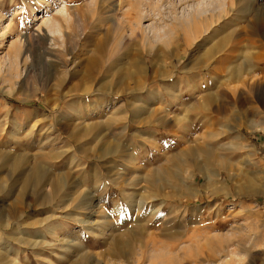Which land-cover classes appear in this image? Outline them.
Here are the masks:
<instances>
[{"label":"rangeland","instance_id":"374dc122","mask_svg":"<svg viewBox=\"0 0 264 264\" xmlns=\"http://www.w3.org/2000/svg\"><path fill=\"white\" fill-rule=\"evenodd\" d=\"M62 1L0 0V13L10 24L0 38V242H5L1 247L22 251L20 264H95L108 256L113 247L110 240L126 231L133 239V251L140 243L147 250L143 264H209L212 259L217 264H264V0H171L174 5L166 0L157 7L154 0H120L124 7L117 13L112 9L116 0ZM143 2L151 15L143 24H170L171 47L138 32L130 16ZM63 3L74 24L67 27L63 21L55 22V32L46 38L45 23L53 16L60 20L58 9ZM177 14L187 18L197 14L194 29L180 25ZM63 30L73 37L65 55L70 58L67 67L54 60L59 48L50 49ZM131 30L138 34L125 39L132 42L129 57L135 56L138 44L144 49L151 39L165 56L179 55L182 61L167 59L166 73L160 75L147 57L142 73L130 77L133 68L125 69L130 78L119 94L100 90L82 103H73L72 95L60 96L61 90L94 73L95 68H90L99 47L113 48ZM28 34L37 51L34 58L19 43L20 36ZM224 38L229 39L228 44L215 55ZM75 42L80 44L76 51ZM228 47L234 53L248 49L245 51L256 57L234 56L233 65L241 66L240 76L234 80H228V63L222 62ZM14 48H20V56L9 59ZM111 59L94 73L97 81L108 73ZM74 61L79 62L75 64L78 68H71ZM211 94L216 98L207 104L210 109L206 104L197 106ZM181 102L194 107L184 109ZM221 104L228 108L227 114L215 111ZM169 109L178 118L188 114L195 126L158 127L157 118ZM194 146L203 151L196 157L185 154ZM209 149L213 155L204 152ZM220 157L232 169L220 167V182L227 184L221 191L220 183L217 188L205 186L206 174L213 176ZM26 162L37 166L42 178L28 188L15 179L23 176ZM95 173L101 180H95ZM160 175L172 179L177 195L170 193V185L161 182L160 189L145 181ZM249 181L255 192L237 189L238 185L251 186ZM136 183L147 184L148 192L139 190ZM123 189L133 202L120 194ZM156 195L158 198L149 197ZM128 202L136 206L117 214L116 207L121 209ZM140 204L143 208L135 210ZM4 215L8 221L3 224ZM172 230L168 236L166 231ZM52 237L55 248L46 245ZM60 238H68V244ZM37 241L40 244L35 246ZM117 261L115 264H122L124 258Z\"/></svg>","mask_w":264,"mask_h":264},{"label":"bare ground","instance_id":"6f19581e","mask_svg":"<svg viewBox=\"0 0 264 264\" xmlns=\"http://www.w3.org/2000/svg\"><path fill=\"white\" fill-rule=\"evenodd\" d=\"M64 1V0H63ZM62 1V2H63ZM156 1V2H155ZM166 0H154V5H155V7H157V6H162V5H165L164 4V2H165ZM66 2V1H65ZM96 2V1H95ZM168 2H170V4H175L174 2H172L171 0L169 1L168 0ZM61 3V2H60ZM121 3H122V1H120V0H116V2H113V4H112V9L114 10V12H118L119 10L121 11L122 9H120L122 6L124 7V5H122L121 6ZM205 3V2H204ZM219 3V2H218ZM96 4V3H95ZM91 5V4H90ZM107 5V4H106ZM139 5H141L140 7H138V9H136L135 10V12H133L132 14H131V16H130V18H134L135 19V22H136V25H137V27H138V29H139V33H140V31L142 32V33H145V35H149V36H153L154 37V40L153 41H155V42H160V41H162V42H164V45H165V48L166 47H168L169 48V46H170V44L172 43V41H171V36H172V34H173V29L171 28V25L170 24H168V23H166V22H164L163 21V24H160V25H158V24H156V22H150V23H148L147 25H144L143 24V22L145 21V19L146 18H148V16H151L150 14H149V11H150V9L149 10H147L146 9V7L145 8H143L142 7V5H144V2H143V4L141 3V4H139ZM151 5V4H150ZM216 5V4H215ZM222 5V4H221ZM224 5H225V3H224ZM126 6V5H125ZM145 6V5H144ZM134 7V6H133ZM164 7V6H163ZM206 7V6H205ZM222 7H223V5H222ZM97 8V7H96ZM129 8H131V7H129ZM128 9V8H127ZM111 10V9H110ZM134 10V9H133ZM153 10V9H152ZM151 10V11H152ZM201 10V9H200ZM202 10H203V8H202ZM137 11V12H136ZM158 11V10H157ZM210 11V10H209ZM222 11V10H221ZM122 12V11H121ZM191 12V11H190ZM193 12H194V10H193ZM192 12V13H193ZM200 12H202V11H200ZM199 12V15L200 14H202V13H200ZM204 12V11H203ZM215 12V11H214ZM81 14V13H80ZM183 14H185V13H183ZM213 14V13H212ZM219 14V13H218ZM76 15H78V14H76ZM82 15V14H81ZM84 15H86V14H84ZM112 15V14H111ZM197 15V14H196ZM196 15L194 14L193 15V18L194 17H196ZM198 15V17H200ZM58 16H59V18H60V20L58 19V18H56L55 16H53L52 18H49L47 21H46V23H45V25H46V30H47V32L49 31V33L47 34V32H45L44 33V35H45V37L47 38V36L50 34V33H54L55 31H54V29H53V26H54V24H56L55 22H62L63 21V23H62V25H64L65 23H67V24H69V25H67V24H65L67 27H72V26H70V24L72 25V24H74V23H71V17H72V14L69 12V10H68V7H67V5H66V3H63L62 4V7L61 8H59L58 9ZM75 16V15H74ZM153 16V15H152ZM191 16V15H190ZM189 16V17H190ZM79 17V16H78ZM124 17V16H123ZM188 17V15L185 17L184 15H182L181 17L179 16V14H177V18L175 19L180 25H183V26H185L184 28H191V27H193V25H194V19L193 18H187ZM192 17V16H191ZM197 17V18H198ZM75 18V17H74ZM103 18V17H102ZM122 18V17H121ZM120 18V19H121ZM127 18V17H126ZM125 18V19H126ZM206 18V17H205ZM6 17L3 15V14H1L0 13V29H1V32H0V38H2L4 35H6L7 33V31L6 30H10V24L8 23V24H6ZM76 19V18H75ZM154 19V18H153ZM167 20V19H166ZM74 21V20H73ZM119 21V20H118ZM121 21V20H120ZM119 21V22H120ZM126 21V20H125ZM202 22V21H201ZM116 23V22H115ZM121 23V22H120ZM120 23H118L119 25H120ZM127 23V22H126ZM200 23V22H199ZM198 23V24H199ZM215 23V22H214ZM117 24V25H118ZM122 24V23H121ZM128 25V24H127ZM59 26V25H58ZM129 26V25H128ZM132 26V25H131ZM199 26H200V24H199ZM181 27V26H180ZM179 27V28H180ZM40 28H42V27H40ZM115 28V27H114ZM113 28V29H114ZM257 28V27H256ZM263 28H264V26H263ZM63 29V28H62ZM65 29V28H64ZM66 29H69V28H66ZM65 29V30H66ZM73 29H74V27H73ZM116 30L118 29V27L117 28H115ZM134 29V28H133ZM178 29V28H177ZM191 29H194V27L193 28H191ZM65 30H63V31H61L62 32V34L60 35V37L57 39V41H56V43L54 42L53 44L52 43H50V45H51V48L50 49H52V48H54V50L56 49V48H59V50L57 51V55H55L54 57H55V59L54 60H59L60 62H62L66 67L69 65V62H68V60L70 59H67V58H65L66 56V54L68 55V48H69V45H70V43H71V39L73 38H70V34L69 33H67V31H65ZM126 31V26L124 27V29H123V26H122V31ZM129 30V29H128ZM115 30H112V32H114ZM121 31V30H120ZM121 31V32H122ZM137 31V30H136ZM175 31V30H174ZM111 32V33H112ZM40 33V32H39ZM41 33H43V32H41ZM125 33V32H124ZM135 33H137V32H135L134 30H131L129 33H127L126 32V34L125 35H121V37H119L118 38V40H117V44L118 45H115L113 48H111V49H108V50H106L108 47H105V49H103V47L100 49V47L98 48L99 50H98V55L97 56H95V57H93V58H95V65H94V67H93V65H92V67L90 68V69H93V68H95V71H94V73L95 74H98V72H100L101 71V69H102V67L104 66V64H106V62L108 61V60H110V58H112L111 59V66H109V71H108V73L107 74H104L98 81H97V78L95 77V74L93 75H89V73H88V75H87V80L85 81L84 79V81H82L81 80V82L80 83H76V84H73V85H71L70 87H68V88H65L64 90H61V94H60V96L61 97H66L67 95H72V96H74L75 97V99L73 100V103H82V102H89V97H90V94H92V93H94V92H98V91H102V90H105V91H107V93H108V91H109V93H114V94H119V93H122V92H124L125 91V88H126V81H127V79L128 78H130L131 77V75H133L134 76V74L135 73H142V71H143V67H144V64L145 63H147V57L148 58H150L151 59V63L153 64V66H154V68L156 69V72H158L160 75H163V74H165L166 73V66H165V64H166V62H167V59H171V61L173 62V63H175L176 61H182V57L181 56H165V54L164 53H161V52H163L162 50H163V48H161V47H159L158 45H156L155 43H152V40L151 39H148V40H146V42H147V47L145 48L144 47V49L143 48H141V46L138 44V47L135 49L136 50V54H134L135 56H132V58L131 57H129L127 54H128V49H129V46H131V44H132V42H126L125 41V39H129V38H131V37H133L134 35H135ZM33 34V33H32ZM32 34H28V35H22V37L20 36V39H21V42H19L22 46H23V51H24V53H27V56L29 57V55L31 56V57H33L34 58V56L36 55L35 53H37V51L35 50V47H34V45H33V43H32ZM119 34V33H118ZM138 34V33H137ZM136 34V35H137ZM186 36V35H185ZM5 37V36H4ZM42 37H43V34H42ZM48 38H50V37H48ZM79 38V37H78ZM41 39V38H40ZM54 40V39H53ZM104 40V39H103ZM59 41H61V42H59ZM78 41V40H77ZM131 41H132V39H131ZM14 42V41H13ZM13 42L11 43L12 45H13ZM79 42V41H78ZM100 42V41H99ZM227 42H229V39L228 38H224V39H222V44H221V47L220 48H218L217 49V51L215 52V55H217L218 53H219V50L221 49V48H223L224 46L226 47V43ZM73 44L74 43H72V47H73ZM103 44V43H102ZM101 44V45H102ZM228 44V43H227ZM14 45H16L15 43H14ZM13 45V46H14ZM20 45V47H22ZM100 45V44H99ZM98 45V46H99ZM160 45V44H159ZM236 45V44H235ZM103 46V45H102ZM231 46V45H230ZM80 47V44H78L77 42H75V45H74V49H75V51L76 50H78V48ZM110 47H111V45H110ZM133 47V46H132ZM171 47V46H170ZM125 48H127V49H125ZM229 48V47H228ZM240 48H241V46H240ZM225 49V48H224ZM245 50H248V49H245ZM245 50H240L238 53H234V50H233V48H229L228 50H227V52L228 53H226L227 54V56H226V59H224V60H222V62H224V61H226L228 64H227V66H226V69H228V80H234V79H237L240 75V67L238 68L237 67V65H233L234 64V62L236 61V57H234V56H237V54L239 55L240 54V57L242 58V57H244V60L245 59H249V60H251V59H253L252 57H254V55L255 54H250L249 52H247V51H245ZM21 50H20V48H14L13 49V51H12V53L9 55V56H7L9 59H12V57L13 58H17L18 56H20V55H18L19 53H21L20 52ZM72 51H73V49H72ZM74 51V52H75ZM121 51H123V52H121ZM174 51V50H173ZM73 52V53H74ZM254 53H255V51H253ZM252 52V53H253ZM48 53V52H47ZM72 52H70L69 54H71ZM72 53V54H73ZM175 53V52H174ZM256 53H257V51H256ZM258 54V53H257ZM8 55V54H7ZM124 55H125V57H124ZM260 55V54H259ZM257 56V55H256ZM27 57V58H28ZM114 57V58H113ZM213 57H214V55H213ZM262 57V56H261ZM57 58V59H56ZM72 58V60H73V57H71ZM93 58H92V60H93ZM256 57H254V59H255ZM48 59V58H47ZM50 59V58H49ZM48 59V60H49ZM235 59V60H234ZM39 60V59H38ZM51 60V59H50ZM77 60V59H76ZM220 60V59H219ZM248 60V61H249ZM256 60V59H255ZM47 61V60H46ZM254 61V60H253ZM78 62V61H77ZM76 61H74V64H73V66H71V68H75V66H77V65H75V64H78ZM33 63V62H32ZM52 63V62H51ZM67 63H68V65H67ZM72 63H73V61H72ZM108 63V62H107ZM191 63V62H190ZM238 63V62H237ZM253 63V62H252ZM45 64H48V62H46ZM50 64V63H49ZM48 64V65H49ZM249 64V63H248ZM254 64V63H253ZM109 65V64H108ZM210 65V64H209ZM245 65H246V63H245ZM244 65V66H245ZM251 66H253V65H251ZM250 66V64H249V66L248 67H251ZM73 68V69H74ZM77 68H78V66H77ZM107 68H108V66H107ZM133 68V69H132ZM246 68V67H245ZM244 68V69H245ZM125 69H132V72H131V74H130V77L128 76V74L126 73V71H125ZM192 69V67L191 68H188L187 69V71L189 72L190 70ZM94 70V69H93ZM92 70V71H93ZM218 70V69H217ZM91 71V72H92ZM223 71V70H222ZM248 71V70H247ZM224 72V71H223ZM227 72V71H226ZM245 72V71H244ZM252 71H250V73H251ZM225 73V72H224ZM242 73V72H241ZM215 74H217V73H215ZM170 75H172V74H170ZM190 75V74H189ZM221 75V74H220ZM225 75V74H224ZM57 76V75H56ZM168 76V75H167ZM216 76V75H215ZM226 76V75H225ZM241 79H243L244 77L243 76H241L240 77ZM189 80V79H188ZM239 81H241V80H239ZM242 82H245L244 80H242ZM254 83V82H253ZM230 84V83H229ZM243 85V84H242ZM246 87V86H245ZM246 89V88H245ZM224 94H225V92H224ZM237 94V93H236ZM174 95V94H173ZM87 96V97H86ZM222 95H220V97H221ZM225 96V95H224ZM234 96V98H235V96L236 95H233ZM238 97V96H237ZM215 95H213V94H211V95H208V96H206V98H204V99H202L203 101H201V102H199L198 104L196 103L197 102V100H196V102L194 103V104H197V106H199L200 107V105H201V107L202 106H204L205 104H206V108L207 109H210V107H207V104L208 103H210V102H213L214 100H215ZM219 98V97H218ZM223 98V97H222ZM175 99H179V97H177V96H175ZM233 100V99H232ZM240 100L241 101H239V99H238V101L239 102H241V104H245V99L244 98H240ZM181 101V100H180ZM191 101V100H190ZM223 101H224V99H223ZM228 101V98L226 99V102ZM235 101H237L236 99H235ZM231 102V101H230ZM219 103V102H218ZM223 103V102H222ZM225 104V103H224ZM227 104H228V102H227ZM231 104V103H230ZM180 106H182L184 109H187V108H189V106L186 104V103H184V102H181L180 103ZM194 107V106H193ZM193 107H191V108H193ZM198 107V108H199ZM191 108H189V110L191 109ZM198 108H197V110H198ZM205 108V107H204ZM182 109V108H181ZM196 109V108H195ZM194 109V110H195ZM192 110V109H191ZM203 110V109H202ZM213 110V109H212ZM215 111L216 112H218V113H220L219 115H221V113H224V114H227L228 113V108L225 106V105H219V107H216L215 108ZM173 111H171L170 109L166 112V113H163V115H160L158 118H157V125H158V127H161V128H168V127H174V126H177V125H183V127L184 128H188L189 126H191V127H189V128H192V127H194L195 126V124H194V120L192 119V117H188L187 115L188 114H186L185 113V115H184V117L183 118H178V116H179V114H176L175 116H173V115H171V113H172ZM218 115V114H217ZM218 115V116H219ZM198 120V119H197ZM196 122V121H195ZM218 134V133H217ZM163 136V135H162ZM206 149V148H205ZM199 151H203V150H200L199 148H197V147H191L190 149H188V151H186V153L185 154H187L188 156L190 155L191 157H196V154L199 152ZM204 152H207V153H209L210 155H213L214 154V151H213V149H209V151L208 150H206V151H204ZM17 155H20V154H17ZM15 156V155H14ZM0 157H2V156H0ZM19 157V156H18ZM29 157V156H28ZM35 157V156H34ZM34 157H32V159L34 158ZM15 158V157H14ZM13 159V158H12ZM20 159V158H19ZM31 159V160H32ZM36 159V158H35ZM34 159V160H35ZM15 160V159H14ZM26 159H24V161H25ZM30 160V159H29ZM28 161V160H27ZM4 162H6V161H4ZM33 162V161H32ZM35 162V161H34ZM218 162V168L217 169H215V171H214V173H212L213 174V176L210 174L211 172H209V173H207L206 174V178H207V181H206V183H205V186L207 185V187L208 186H210L211 187V184H212V186H213V188H215L216 186H217V184H222L221 186L222 187H220V185H219V190L221 191V189L222 190H226L227 189V187H226V183L225 182H220V179H221V170H220V167H223V168H228V164H227V162H225V160L223 159V157H220L219 158V160L217 161ZM7 163V162H6ZM23 163V162H22ZM36 163V162H35ZM20 166H22L21 164H20ZM24 166H26V168L24 167V170H23V176L21 177V178H15L16 179V183H20L21 185H19V186H23V187H26V188H28V187H32V185H36L38 182L40 183V181H41V173L40 172H38L37 171V166H35V165H31L30 163H25V165ZM160 166V165H159ZM13 167L14 168H17V164H15V165H13ZM39 167H41V166H39ZM158 167V166H157ZM157 167L155 168V169H157ZM162 167H164V166H162ZM169 168V167H168ZM160 168H158L157 169V171H158V173H160L161 171L159 170ZM161 169H163V168H161ZM165 169V168H164ZM172 169V168H171ZM18 170H19V168H18ZM17 170V171H18ZM21 170V169H20ZM165 170H167V168L165 169ZM164 170V173L165 172H167L168 173V171H165ZM169 170V169H168ZM228 170H229V168H228ZM232 170V169H231ZM231 170H229L230 172H231ZM10 171V170H9ZM155 171V170H154ZM160 171V172H159ZM1 172V171H0ZM13 172V171H12ZM45 172V171H44ZM155 173V172H154ZM154 173H153V175H154ZM163 173V172H162ZM163 173V176L165 175ZM20 174H21V172H20ZM69 175V174H68ZM67 175V176H68ZM159 175V174H158ZM173 175V174H172ZM47 176V175H46ZM70 176V175H69ZM163 176H159V179H155V180H153V181H150L149 179H145V181L148 183V184H154V185H158L159 186V188L160 189H163L162 187H161V182H162V184L164 183V184H166L165 186H167V185H170L171 187V189L172 190H170V193H171V191H172V193L173 194H178V191H177V188H176V186H174V185H172V179H170V178H168V177H163ZM231 176H233V175H231ZM263 176V175H262ZM49 177V176H48ZM94 177H95V180L97 179L98 181L99 180H101V178H100V175L98 174V173H95L94 174ZM151 177V176H150ZM155 177V176H154ZM160 177H163V178H160ZM214 179H213V178ZM261 177V176H260ZM46 178V177H45ZM144 178V177H143ZM235 178V177H234ZM233 178V179H234ZM49 179V178H48ZM52 179V178H51ZM142 179V178H141ZM154 179V178H153ZM66 180V179H65ZM142 180H144V179H142ZM70 181V180H69ZM140 181V180H139ZM216 181V182H215ZM8 181H6V183H7ZM14 182V181H13ZM51 182H52V180H51ZM50 182V183H51ZM138 182V181H137ZM150 182H152V183H150ZM218 182V183H217ZM5 183V184H6ZM15 183V184H16ZM42 184H43V181L41 182ZM48 183V182H47ZM144 183V182H143ZM183 183V182H182ZM249 184H251V186H248V185H238L237 186V189H239V190H242V189H245V190H247L248 192H255V189H253V187H252V181H249L248 182ZM1 184H2V182H1ZM14 184V185H15ZM49 184V183H48ZM142 184V183H141ZM140 184V185H141ZM255 184V183H254ZM18 185V184H17ZM47 185V184H46ZM58 185V184H57ZM135 185H139V183H136ZM139 185V190H146V186H147V184H146V186L143 184V186H140ZM154 185H151V186H154ZM44 186V185H43ZM42 186V187H43ZM186 186V185H185ZM189 186V185H188ZM256 186V185H255ZM46 187H48V186H46ZM45 187V188H46ZM180 187V186H179ZM182 187V186H181ZM183 187H184V185H183ZM217 188V187H216ZM226 188V189H225ZM60 189V188H59ZM212 189V188H211ZM42 190V189H41ZM47 190V189H46ZM45 190V191H46ZM137 190V188H135V190L133 191V193L135 192ZM150 190V189H149ZM180 192L182 191L181 189H178ZM44 191V192H45ZM147 191V190H146ZM37 192V191H36ZM50 192V191H49ZM148 192V191H147ZM24 193V192H23ZM57 193V192H56ZM88 193H90V192H88ZM164 193V192H163ZM41 194V193H40ZM120 194H122L124 197H126L127 199H128V201H130V202H133V201H131L127 196H128V194H127V190H125V189H123L121 192H120ZM125 194V195H124ZM176 194V195H177ZM183 194V193H182ZM45 195V194H44ZM161 195V194H160ZM163 195V194H162ZM166 195V194H165ZM52 196V195H51ZM148 196V195H147ZM86 197H87V195H86ZM150 198H153V197H157V195L156 196H149ZM148 197V198H149ZM158 198V197H157ZM87 200H88V198H87ZM86 201V200H85ZM94 201V200H93ZM130 202H128L124 207H122L121 209H118V207H116L117 209V214H120V213H126V212H129V211H131V207H133L135 204H132V203H130ZM83 205L84 204H86L85 202L84 203H82ZM83 205H79V207H81V206H83ZM89 205V204H88ZM136 206V205H135ZM88 208V207H87ZM140 208H143L142 207V205L140 204V205H137V207L135 208V210L136 209H140ZM2 211V210H1ZM2 222H3V224L6 222V220H7V217H6V215H4V217L2 216ZM8 221V220H7ZM4 226V225H3ZM60 226V225H59ZM58 228V227H57ZM140 230H142V229H140ZM144 230V229H143ZM136 231H138V230H136ZM126 232V231H125ZM125 232H119V234H117V235H115V237L114 238H112L110 241L112 242L111 244V246H113V247H110L111 248V250L109 251V253H108V256H103L102 257V259H100V260H96V263L95 264H115V262L117 261V260H121V258H124V261H123V263L122 264H139L141 261H143L144 259H145V257L147 256V250H145V248H141L142 246H143V243H140V246H138L137 247V251H133V249L135 248H132L133 246H132V243H133V239H132V237L131 238H129V236H130V234L128 235V234H125ZM167 233V235L168 236H170L172 233H173V230L172 231H166ZM144 233V232H143ZM146 233V232H145ZM138 234V233H137ZM140 234V233H139ZM131 235H133V238L135 237L136 238V232L133 234H131ZM53 236V235H52ZM57 236V235H56ZM54 237V236H53ZM53 237L51 238V240L50 241H47L46 242V245L47 246H49V247H54L55 246V242L53 241ZM146 238V237H145ZM144 238V239H145ZM59 240V239H58ZM57 240V241H58ZM60 240H62V243L64 244V245H67L68 244V238H63V239H61L60 238ZM151 240V239H150ZM150 240H148V241H150ZM19 241H21V240H19ZM141 241H144V240H141ZM152 241H153V239H152ZM151 241V242H152ZM224 241V240H223ZM78 242V245H81L80 244V242L79 241H77ZM76 242V243H77ZM155 242V241H154ZM2 243H5V242H3V241H1L0 242V258L3 260V262L5 263V264H20V262H21V253H22V251H20L19 249H14L13 247H11V246H9V245H7V247L6 246H2V247H5L4 249L1 247V245H2ZM217 243V242H216ZM35 246L36 245H39L40 244V241H37V242H34L33 243ZM151 244V243H150ZM154 244H156V243H154ZM217 244H221V242L220 243H217ZM60 245V244H59ZM71 245V244H70ZM213 245H215V243L214 244H212V246ZM216 246V245H215ZM214 246V247H215ZM68 246H65V248H67ZM151 247V246H150ZM55 248V247H54ZM109 248V249H110ZM160 249V248H159ZM52 250V249H51ZM151 251H153V250H151ZM155 251V250H154ZM158 251V250H157ZM51 252H53V250L51 251ZM89 252V251H88ZM172 251H170V253H171ZM163 253H165V251H163ZM170 253L168 252V254H169V256H173V253H171V255H170ZM176 253V252H175ZM52 254V253H51ZM51 254H48V256H49V258H51ZM85 254V253H84ZM148 254H150V253H148ZM153 254V253H152ZM155 254L156 253H154V256H155ZM62 255V254H61ZM88 255V254H87ZM161 255V254H160ZM99 256V255H98ZM134 256H135V258H134ZM149 257H150V255H148ZM152 256V255H151ZM178 256H179V254H178ZM101 257V256H100ZM160 257V256H159ZM168 257V256H167ZM97 258V257H96ZM152 258V257H151ZM158 258V257H157ZM89 259H90V257H89ZM168 259H169V257H168ZM153 260V259H152ZM174 260V259H173ZM213 260V259H212ZM210 261V260H208V263L209 264H217L216 262V260L215 261ZM51 261V260H50ZM149 262H150V258H149V260H148ZM1 262V261H0ZM89 262V261H88ZM118 262V261H117ZM116 262V263H117ZM120 262V261H119ZM27 263V262H26ZM142 263V262H141ZM143 263H145L144 261H143ZM142 263V264H143ZM168 263V262H167ZM89 264V263H88ZM92 264V263H91ZM119 264V263H118ZM147 264V263H146Z\"/></svg>","mask_w":264,"mask_h":264}]
</instances>
